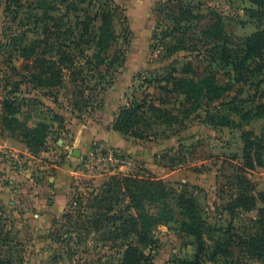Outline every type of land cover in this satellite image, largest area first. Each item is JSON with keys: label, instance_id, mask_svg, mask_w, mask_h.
I'll list each match as a JSON object with an SVG mask.
<instances>
[{"label": "rangeland", "instance_id": "1", "mask_svg": "<svg viewBox=\"0 0 264 264\" xmlns=\"http://www.w3.org/2000/svg\"><path fill=\"white\" fill-rule=\"evenodd\" d=\"M23 1L26 13L36 0ZM170 1L189 5L198 17L189 23L188 35L193 39L185 40L186 48L172 55L168 47L178 43L182 34L171 31L170 19L162 22L166 14L160 9ZM5 2L0 0V261L122 264L121 245L127 241L113 233V225H119L115 219L129 199L120 194L123 190L115 192L110 219L98 210L102 207L98 200L112 179L132 175L161 182L169 198L182 195L193 201L205 246L224 245L218 253L206 251L203 264H263L244 245L257 231V211L232 216L227 206L238 193L235 178L242 173L253 186L252 195L264 193V168L242 169V135L263 132L264 116L248 122L238 117L240 110L251 113L264 104V71L235 76L230 67L213 59V45H204L201 35L217 21L210 20L216 14L235 49L238 42L264 29L258 8L247 0H47L45 5L54 7L50 15L63 17L57 28L54 21L47 24L54 34L69 32L68 41L75 45L68 51L75 65H67L70 71H64L59 87L46 88L21 78L29 73L21 68V58L13 61L17 74L6 64L8 39L25 30L28 21L25 15L22 23L12 20ZM107 11L116 34L107 55L115 62L107 71L100 68L106 76L99 80V72H90L84 55L98 51L91 36L98 34L101 14ZM27 36L31 40L36 34ZM80 68L82 73L76 74ZM191 71L199 76L213 74L221 93L186 113L183 97L176 93L166 97L160 87L166 85L169 73L190 77ZM6 99L12 102L9 108ZM160 99L166 103L160 104ZM134 101L167 109L177 119L167 126L157 122L151 130L135 126L138 133H147L149 138L144 139L115 131L119 111ZM220 117L227 118L229 125L220 126ZM56 168L69 175L64 203L55 207L44 196L46 203L37 204L42 193L52 191L48 178ZM169 202L168 221L152 228L146 244L139 246L142 264H180L197 254L195 237L181 226L189 219L177 214L174 200ZM44 206L55 210L45 212Z\"/></svg>", "mask_w": 264, "mask_h": 264}, {"label": "trees", "instance_id": "2", "mask_svg": "<svg viewBox=\"0 0 264 264\" xmlns=\"http://www.w3.org/2000/svg\"><path fill=\"white\" fill-rule=\"evenodd\" d=\"M252 5L256 6L264 17V0H247ZM47 0H36L34 5L30 7L29 12L24 13L22 9L26 4L23 0H6V11L10 13L12 20H19L22 23V16L25 15L28 25L25 30L19 31L14 37L8 39V47L6 51V64L10 71L18 73L13 61L16 58L22 59L21 68L29 73L25 77L32 82L37 83L40 87H59L62 82V76L65 70L70 71L75 65V57L69 53L71 45H75L74 41H68L69 32L54 34L53 27H58L56 23L61 21L63 17L57 18L50 15L54 7L45 5ZM28 6V4H27ZM27 8V7H26ZM69 8V9H68ZM70 11V7H66ZM164 12L163 21L165 18L170 19L174 27H170L171 31L181 32L182 38L175 45H169L167 53L172 55L185 47V40H192L193 37L188 35L190 30V20L198 18L191 12V7L185 5L181 1H170L160 9ZM217 19L216 22L211 23L206 31L201 32L202 38L206 39L204 45L210 48L215 55L214 60H218L223 65L230 67L235 76L243 77L244 72H251L253 74H260L264 71V29H259L257 32L251 34L249 37L238 42L235 49H232L234 40L226 37L222 21L216 14H211L210 20ZM48 21H54L53 27L47 24ZM33 27V29L31 27ZM183 25V27H182ZM56 27V28H57ZM20 30V29H19ZM98 34L93 35V45L98 49L91 56L84 55L85 64L90 67V72L98 71L99 80H103L106 74L100 72V68L104 67L107 71L115 62V59H110L107 52L112 47L116 40L115 30L112 26V14L107 11L101 14V26L98 29ZM32 32L36 34L35 39H28L27 33ZM63 36V37H62ZM56 39L54 43L49 41ZM210 41V42H209ZM221 44V45H219ZM236 44V43H235ZM60 47L65 48L61 51ZM55 54V55H53ZM57 56V60L53 61L52 57ZM68 65V67H67ZM105 71V73H106ZM80 68L76 74H81ZM166 85L161 86L160 89L165 96L176 93L183 97V103L186 106V113L197 111L200 108L201 102L218 99L221 89L217 83V79L213 74H206L199 76L193 74L191 71L190 77L175 76L169 73L165 77ZM19 83H15V85ZM7 108L11 107L12 102L7 99L4 101ZM160 104H165L166 99H160ZM264 116V104L257 105L253 112L239 111L238 117L247 122L252 118ZM177 117L169 110L160 108L155 105L146 107L143 102H132L119 111L114 123L113 129L123 134H130L140 139L149 138L145 131L137 132L133 128L137 125H144L145 127L155 123L169 125L175 123ZM220 126H228L230 121L225 117L218 119ZM150 137L152 135L150 134ZM243 141V165L242 169L245 171H253L256 168H264V131L259 135L252 131H245L242 135ZM246 173L237 176L235 183L237 185L238 193L232 202L227 206L228 212L233 216L240 212L257 211L258 219L255 224L257 231L253 237L244 241L246 250L251 255L257 256L264 264V207H257L258 203L264 206V193L252 195L253 186L246 179ZM111 185L102 191V197L98 200V204H102L98 210L104 212L107 218L109 213L113 211L112 199L115 192L123 190L121 195H125L129 199L128 205L119 215L116 221L119 225H113V233L117 236L123 237L127 243H123V263L122 264H142L144 255L140 251L139 246H144L148 241V236L152 228L156 225L168 221V214H170L172 204L169 200H174V207L177 214L189 219L181 222V226L186 232L196 239L197 254L193 260L183 261L180 264H203L202 259L204 253L208 250L219 249L222 251L224 245L217 242L213 247H206L199 224L195 221L194 215L195 205L192 200L186 199L184 196H176L175 199L169 198L164 186L159 181H143L132 175H118L111 180ZM131 211V212H130ZM127 213V214H126ZM126 214V215H125ZM101 216L103 214L101 213ZM135 240V243H133ZM0 264H4L0 261Z\"/></svg>", "mask_w": 264, "mask_h": 264}, {"label": "crops", "instance_id": "3", "mask_svg": "<svg viewBox=\"0 0 264 264\" xmlns=\"http://www.w3.org/2000/svg\"><path fill=\"white\" fill-rule=\"evenodd\" d=\"M68 173H65L62 169L56 168L55 172L52 174L51 177L48 178L49 184H51V189L52 191H49L47 189L46 192L42 193L43 196L41 195L39 198H37L36 202L38 204V202L45 204L46 202L43 201L44 200V196L46 199L50 198L52 199L51 201H49V203H53L55 207L60 206V204L64 203V199H65V193L64 190L67 189V185H68ZM43 192V190L41 191ZM41 194V193H40ZM45 208V212L49 211V210H55L54 208L52 209H48L46 206H44ZM40 212V211H38Z\"/></svg>", "mask_w": 264, "mask_h": 264}, {"label": "water", "instance_id": "4", "mask_svg": "<svg viewBox=\"0 0 264 264\" xmlns=\"http://www.w3.org/2000/svg\"><path fill=\"white\" fill-rule=\"evenodd\" d=\"M74 155H75V156H78V153L75 152Z\"/></svg>", "mask_w": 264, "mask_h": 264}]
</instances>
